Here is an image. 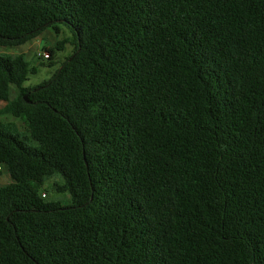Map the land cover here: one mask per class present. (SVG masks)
Instances as JSON below:
<instances>
[{
  "label": "trees",
  "instance_id": "1",
  "mask_svg": "<svg viewBox=\"0 0 264 264\" xmlns=\"http://www.w3.org/2000/svg\"><path fill=\"white\" fill-rule=\"evenodd\" d=\"M61 26L36 86L0 54V264H264V0H0L1 48Z\"/></svg>",
  "mask_w": 264,
  "mask_h": 264
},
{
  "label": "rangeland",
  "instance_id": "2",
  "mask_svg": "<svg viewBox=\"0 0 264 264\" xmlns=\"http://www.w3.org/2000/svg\"><path fill=\"white\" fill-rule=\"evenodd\" d=\"M72 35L70 31L61 26V31L58 35L54 34L50 30L43 31L35 39L26 43L25 45L13 48H1L0 54L9 56L23 54L25 59L30 65V69L34 71L33 74L28 75V81L25 86H36L41 82L48 80L58 69L61 62L65 58L69 57L73 52ZM58 42H65L63 47L59 51H55V44ZM53 50V54H52ZM51 53L52 57L47 58L45 54ZM2 122H11L15 125L18 134L25 135L23 126L19 121L14 120L11 117L1 118ZM6 172H0V186H4L10 182L7 178ZM8 179V180H7ZM61 180L58 177H54L46 181L43 186L39 189V194H46L45 200L48 202L57 201L61 204L71 203L69 195L57 193L54 190V184H60ZM84 198L80 196L79 202H82Z\"/></svg>",
  "mask_w": 264,
  "mask_h": 264
},
{
  "label": "crops",
  "instance_id": "3",
  "mask_svg": "<svg viewBox=\"0 0 264 264\" xmlns=\"http://www.w3.org/2000/svg\"><path fill=\"white\" fill-rule=\"evenodd\" d=\"M0 105H1V107H2V106H4V104H3V103H1ZM6 176H8V175L6 174ZM7 178H9V176H8ZM9 179H10V178H9ZM7 180H8V179H7Z\"/></svg>",
  "mask_w": 264,
  "mask_h": 264
},
{
  "label": "built area",
  "instance_id": "4",
  "mask_svg": "<svg viewBox=\"0 0 264 264\" xmlns=\"http://www.w3.org/2000/svg\"><path fill=\"white\" fill-rule=\"evenodd\" d=\"M46 55V57H48V55L47 54H45ZM2 171V168H1V166H0V172Z\"/></svg>",
  "mask_w": 264,
  "mask_h": 264
}]
</instances>
